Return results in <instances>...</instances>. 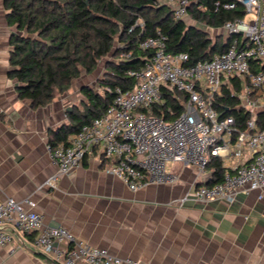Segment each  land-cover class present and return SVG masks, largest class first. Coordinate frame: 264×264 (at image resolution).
Segmentation results:
<instances>
[{"label": "built area", "instance_id": "1", "mask_svg": "<svg viewBox=\"0 0 264 264\" xmlns=\"http://www.w3.org/2000/svg\"><path fill=\"white\" fill-rule=\"evenodd\" d=\"M170 2L175 5V18L185 21L189 1ZM238 4L245 15L254 14L255 21L226 22L222 29L232 39L231 45L209 60L192 64L187 53L168 52L162 34L142 40L140 49L151 51L152 57L142 69L128 73L136 80L135 87L126 92L116 88L106 113L83 125L68 146L47 144L58 170L46 185L55 189L58 180L71 174L95 149L103 170L133 192L151 184L174 183L176 178L167 170L170 164L193 167L203 174L215 159L220 160L225 168L222 180L197 187L181 204H233L241 193L264 191V0L217 2L216 8L233 11ZM166 90L174 92L180 112L162 109ZM221 100L236 102L234 108L248 115L243 127ZM35 207L32 201L14 198L0 202V226L35 234L36 247L55 264H138L93 248L66 228L45 226ZM12 242V234L0 231V248Z\"/></svg>", "mask_w": 264, "mask_h": 264}, {"label": "crops", "instance_id": "2", "mask_svg": "<svg viewBox=\"0 0 264 264\" xmlns=\"http://www.w3.org/2000/svg\"><path fill=\"white\" fill-rule=\"evenodd\" d=\"M7 15L5 0H0V202L32 201L45 226L66 228L89 246L138 264H264V191L241 193L233 204H181L197 187L209 185L210 167L201 174L170 164L174 183L133 192L103 170L94 149L55 189L48 187L58 168L47 144L53 132L70 124L73 111L83 110V89H102V69L99 65L93 74H82L49 104L34 106L20 97V84L11 77V40L17 30ZM189 24L203 28L195 21ZM205 30L228 39L222 28ZM2 230L12 234L13 242L0 248V264H55L38 250L35 234H20L10 226Z\"/></svg>", "mask_w": 264, "mask_h": 264}, {"label": "trees", "instance_id": "3", "mask_svg": "<svg viewBox=\"0 0 264 264\" xmlns=\"http://www.w3.org/2000/svg\"><path fill=\"white\" fill-rule=\"evenodd\" d=\"M188 1L189 15L205 28L221 29L226 22L245 17L239 4L233 11L216 8L217 2L235 0ZM5 8L9 26L17 30L11 40V77L20 84V97L34 106L49 104L56 93L67 92L72 81L84 73L93 74L103 59L113 57L107 64L104 85L99 83L104 92L83 89V110L73 111L70 124L53 132L49 144L54 147L68 146L83 125L102 117L113 103L116 88L126 92L135 87L137 82L128 73L142 69L152 57L151 51L140 49L142 40L162 34L167 38V51L187 53L192 64L224 52L232 41L229 37L213 40L205 28L177 20L160 0H5ZM166 92L162 109L180 112L182 106L174 100V92ZM221 102L243 127L248 115L236 110L234 101ZM154 112L161 114L156 108ZM209 167L213 169L209 185L221 181L225 173L222 162L215 159Z\"/></svg>", "mask_w": 264, "mask_h": 264}, {"label": "rangeland", "instance_id": "4", "mask_svg": "<svg viewBox=\"0 0 264 264\" xmlns=\"http://www.w3.org/2000/svg\"><path fill=\"white\" fill-rule=\"evenodd\" d=\"M160 4H163V5H167V6H169V8L170 9H174V7H175V5H174V3L173 2H170V0H160ZM201 10H202V8H201ZM185 21L187 22V23H189V22H191V21H193V19L191 18V16L189 15V17L188 18H186L185 19ZM255 21V15L254 14H251V13H248L247 15H246V17H245V22L246 23H251V22H254ZM203 28H205L204 26H203ZM217 34H219L221 31L219 30V31H215ZM210 34H211V36H212V38H213V40H214V38H215V33L214 32H212V31H210ZM111 60H113V57L112 56H109V57H107V58H105V59H103L100 63H99V65H100V68L102 69V73H101V75H100V78L98 79V83H100V84H102V85H104V82H105V78H106V69H107V64H108V62L109 61H111ZM99 92L100 93H103L104 92V90L103 89H99ZM77 108H81V107H77ZM81 110V109H80ZM168 167H169V165H168Z\"/></svg>", "mask_w": 264, "mask_h": 264}]
</instances>
